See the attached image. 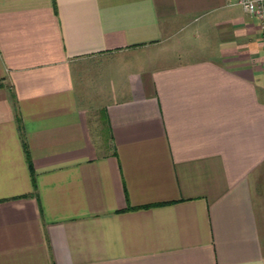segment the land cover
I'll list each match as a JSON object with an SVG mask.
<instances>
[{
    "label": "crops",
    "instance_id": "1",
    "mask_svg": "<svg viewBox=\"0 0 264 264\" xmlns=\"http://www.w3.org/2000/svg\"><path fill=\"white\" fill-rule=\"evenodd\" d=\"M0 264H264L258 21L0 0Z\"/></svg>",
    "mask_w": 264,
    "mask_h": 264
},
{
    "label": "built area",
    "instance_id": "2",
    "mask_svg": "<svg viewBox=\"0 0 264 264\" xmlns=\"http://www.w3.org/2000/svg\"><path fill=\"white\" fill-rule=\"evenodd\" d=\"M236 3L249 17L258 21L264 50V0H236Z\"/></svg>",
    "mask_w": 264,
    "mask_h": 264
},
{
    "label": "rangeland",
    "instance_id": "3",
    "mask_svg": "<svg viewBox=\"0 0 264 264\" xmlns=\"http://www.w3.org/2000/svg\"><path fill=\"white\" fill-rule=\"evenodd\" d=\"M102 103H103V101H95L94 105H96V104L98 105V104H102ZM99 126H100V124H99Z\"/></svg>",
    "mask_w": 264,
    "mask_h": 264
}]
</instances>
